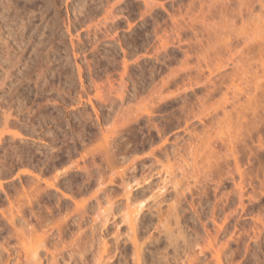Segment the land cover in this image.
Segmentation results:
<instances>
[{
	"label": "rangeland",
	"instance_id": "1",
	"mask_svg": "<svg viewBox=\"0 0 264 264\" xmlns=\"http://www.w3.org/2000/svg\"><path fill=\"white\" fill-rule=\"evenodd\" d=\"M14 1L18 10L25 5V0ZM31 1L40 5L46 0L26 2ZM143 1L146 2L104 0L105 4L103 0H49L50 4L56 2L47 10L49 18L54 17L57 25H54L56 44L52 55V59L57 58L55 68H74L71 70L75 73L70 74L71 70L67 69V77L66 74L51 77L50 84L52 81V86L63 87L67 92L64 97L68 99L56 100L57 109L50 106L41 109V117L44 115L41 122L44 124L40 120L35 121V130L32 131L28 127L23 129L21 122L18 123L16 131L22 136L10 145L17 148L18 156L12 153L10 146L4 152L0 144V264H27L25 254L34 249L42 256L44 264H94V255L100 252L97 240L102 237H105L102 239L106 240L108 247L103 259L107 262L105 264H135L131 236L126 233L129 231H126L122 213L123 191L117 180V174L131 164L134 165L133 184L144 177L158 181L160 174L170 172L167 189L161 194L165 200L161 207L166 212L167 205H177V209L174 208L177 212L173 210L175 217L173 211L166 212L160 221L155 208L148 206L153 197L148 193L144 196L142 187L133 190L138 196L134 204L144 200L148 206V209L145 208L147 206L142 208L136 227L142 263L167 264L168 261V264H185L188 254L190 257L192 252L199 254L197 251L200 250L202 255L190 258L196 260L193 264L199 260V264H218L210 244L217 249L222 242H227L222 245L221 251L225 250L226 255L220 256L221 264L226 261L229 264H264V50L257 44L261 34L264 38V25L257 27L254 22L255 16L264 20V12L256 0L251 5V12L239 5V0H148L153 4L147 1V5ZM72 2L74 5L85 2V6L78 13L81 22L70 27L71 36L65 33L64 20L69 12L72 19ZM65 4L69 6L68 12ZM90 6L93 12L89 10ZM110 8H113L112 14H107ZM247 12L252 13L251 16ZM105 15L108 23L112 18L111 22L121 21L117 24L118 34L114 38L104 34L101 23L107 21H104ZM87 25L91 31L95 25H98L97 31L100 27L97 32L100 36L98 51L86 41V45H82L85 52L79 54L76 61L78 64L83 62L85 67L82 55L87 54L86 60L92 63L93 71L87 75V69L84 70V84L89 85L92 76L102 92L108 91V96H104L114 99L110 110L94 100L99 114L106 118L105 122L102 121L103 128L113 131L115 138L110 147L103 144L102 138L92 136L99 134L97 127L95 129L87 121L84 126L88 127H84V122L79 119L77 113L86 110L94 117L89 104L74 105L71 109L68 106L74 103L71 101L76 98V91H80L68 38L72 37L77 43V38L73 37L77 32L80 42H83L87 37L84 30ZM248 44H253L254 50L252 47L246 49ZM105 51H108V56H105ZM103 57L106 58L101 59ZM123 57L130 65L125 72L127 74L122 76L127 83L124 79L120 81L126 85L119 86V89L118 75L123 70ZM229 57L236 61V66L232 67ZM135 59L138 63L133 61ZM218 68L224 71L223 76L213 78V84L208 83V71L216 73ZM69 74L73 76L69 77ZM107 76L116 92L124 91L123 94L121 92L122 102L118 98L122 95L115 96V89L109 85ZM164 82L166 84L162 86ZM67 85L73 88L69 89ZM154 89L158 91L155 93ZM88 91L92 94V86ZM71 92L75 93L69 94ZM156 96L164 101L159 100L158 107H150L151 98ZM244 100L249 101L246 103ZM1 101L0 108L3 105ZM114 109L118 110L117 114ZM22 112L25 114L26 110ZM108 112L111 113L109 118L113 117L111 120L106 115ZM136 113L139 118L134 117ZM58 115L61 120L55 121ZM27 116L24 115L25 120L29 121ZM88 133L91 135L89 138ZM78 167H85L88 172ZM25 170L31 172L30 175L23 174ZM34 175L38 177L34 178ZM238 180H242L243 195H239L233 183ZM50 183L54 184L53 188ZM174 183L179 185L182 195L179 198L173 197ZM107 199L112 202L115 216L109 217L111 222L108 221L107 226L92 229L93 219L98 213L96 206L98 202L107 206ZM173 217L178 222L173 221ZM12 219L16 226L10 222ZM166 223L173 230L172 241L178 239L177 244L174 240L175 247L162 234L161 225L166 226ZM174 223L179 224L177 229ZM15 227L25 230L23 238L17 235ZM256 229L262 232L259 234L261 237L253 234ZM156 237L161 238L157 241ZM170 247L174 249L172 252ZM158 253L165 255H156ZM180 256L185 257V261L179 259ZM157 258L163 260L158 262Z\"/></svg>",
	"mask_w": 264,
	"mask_h": 264
},
{
	"label": "bare ground",
	"instance_id": "2",
	"mask_svg": "<svg viewBox=\"0 0 264 264\" xmlns=\"http://www.w3.org/2000/svg\"><path fill=\"white\" fill-rule=\"evenodd\" d=\"M26 1H30V0H25V5L24 6H21L22 7V9H19L18 10V5L16 4V2L14 1V0H0V99L3 101V105H1V108H0V112H1V117H2V120H1V122H0V124H1V127H0V144H1V147H2V149L4 150V152L5 151H8V147L10 146V145H12V143H14L15 141H16V139L18 140V138H19V136H22L20 133H18L17 131H16V127L18 126V123L19 122H21V123H19V124H21L22 125V128L23 129H25V128H29V130H30V128L32 129V131L33 130H35L34 129V125H35V121H37V120H40V122L43 120L44 121V115L41 117V113H42V108H45V107H47V106H50V107H52L53 109H57V107H56V103H58V102H56V100L57 101H64V99H68V98H65L64 97V95H66L65 94V92L66 91H64V89H63V87L62 88H60V85H59V87L58 86H52L53 84H52V81H51V84H50V80H51V77H58V76H64V74H66V70L67 69H70V68H65L64 67V64H63V67L65 68H63L62 69V67L61 68H58V69H56L55 68V61H56V59L57 58H55V59H52V55H53V53L55 52V50H53L54 49V46H55V44H56V42H55V36H54V31H55V28L56 27H54V25L55 26H57L56 25V22H54L53 21V18H49V15H48V7H50L52 4H50L49 3V0H44L43 2L44 3H41L40 5H38V4H36V3H32V1L31 2H26ZM35 1V0H34ZM42 1V0H41ZM52 1V0H51ZM147 1L148 0H146V2L145 1H143L144 3H145V5H147L148 3H152V1L151 2H149L148 1V3H147ZM244 1H246V0H244ZM255 0H248L247 2H243V0H239V5L241 4L242 6H245L246 7V9H248L250 12H251V5L252 4H254L255 2H257L258 4H259V6H260V8H262V10H263V12H264V0H256L255 2H254ZM46 2H48L49 3V6H48V4L46 3ZM70 2V1H69ZM103 2H104V0H103ZM108 2V1H107ZM85 3V2H84ZM84 3L83 4H73V2L71 3V4H73V5H71V13H73V16H72V19L70 18V12L69 13H67L66 15V19L64 20V23H65V25H64V23H63V25L65 26V28H66V31H65V33H67V34H69V35H71L70 34V27H71V25L72 26H76V24H78V22H81V19H80V16L78 15V13L79 12H81V10H80V8H82L83 6H85L84 5ZM105 3V2H104ZM54 4H56V2L54 3ZM106 4V3H105ZM153 4V3H152ZM65 8H66V10H67V8L69 7L67 4H65ZM68 6V7H67ZM92 6V5H91ZM91 6L89 7V10H91ZM253 6V5H252ZM51 8V7H50ZM87 9V8H86ZM113 9V8H112ZM111 8L106 12L107 14L108 13H111L112 14V10ZM253 9V8H252ZM255 9V8H254ZM10 10L11 11H14L13 13L11 12L10 13ZM69 10V9H68ZM68 10H67V12H68ZM88 10V9H87ZM88 10V11H89ZM92 10H93V8H92ZM91 10V11H92ZM245 10V9H244ZM90 11V12H91ZM246 11V10H245ZM93 12V11H92ZM91 12V13H92ZM238 12V11H237ZM250 12H247L248 14L250 13ZM87 13V12H86ZM11 14V15H10ZM106 14V15H107ZM239 14V13H238ZM252 14V13H251ZM251 14H249V16H251ZM57 15V14H56ZM59 15V14H58ZM57 15V16H58ZM89 15V14H88ZM91 15V14H90ZM105 15V16H106ZM92 16V15H91ZM108 16H110V15H108ZM255 16V15H254ZM253 16V17H254ZM262 16H264V15H262ZM56 17V16H55ZM252 17V18H253ZM257 16H255L254 18V20H256L257 22H258V20H259V22H260V24L258 23L257 24V22L256 21H254L253 19V21L255 22V24H256V26L258 27V26H260V25H264V20H263V17H261L260 19H258L259 17H257ZM77 18V19H76ZM82 18V17H81ZM86 18V17H85ZM88 18V17H87ZM55 19H57V18H55ZM107 21H106V20ZM250 19V18H249ZM111 20H113V18L112 19H110L109 21V23H108V19H107V16L106 17H104V21H106V22H102L101 24H103V29H104V34H106V36L108 35H110L111 37L113 36V38H114V36H116V33H117V24H119L121 21H120V19H118V20H115V21H113V22H111ZM251 20V19H250ZM66 21V22H65ZM261 21H263V22H261ZM58 22V21H57ZM62 22H63V20H62ZM82 22H84V21H82ZM85 23V22H84ZM253 22H251L250 24L248 23V26H250L251 24H252ZM263 23V24H262ZM245 24H246V22H245ZM254 24V25H255ZM80 26V25H79ZM245 26H247V25H245ZM96 27H98V25H95V29L93 30V31H91V27L89 26V25H87L86 27H85V32H86V39L83 41V42H80V41H82L81 39H80V34L79 33H77L76 32V34L73 36V37H75V38H77V43H75L74 42V40L72 39V37H70L69 35V38H68V40H69V45H70V47H71V53H72V56H73V60H74V63H76V64H74V66L76 67V75H77V77H78V80H79V84H80V91H76V93H75V95H76V98L74 97V101L72 100H70L73 104H70V105H68L70 102H68V106H71L70 107V109L71 108H74V105H75V107L77 106V105H82V106H84V104H89L91 107V111H92V113H93V116L94 117H92V114L90 113V112H87V110L86 111H81L80 113H77L78 115H79V119L81 118V121H82V123H83V126H84V124H87V122H89V123H91V125H93V126H95L94 128L96 129V127H97V131H98V135H96L95 133H94V135H92V132L90 133L92 136H96L97 138H99V139H101V140H103V144L105 145V143H106V145H109V147H110V145H111V143H112V141H114L113 139L115 138L114 136H113V131L111 132H109V131H107L108 129H106L105 130V128H103V125H104V123L102 124V121H104V119H106V118H102V116L99 114L100 112L98 111V107L96 106L97 104L94 102V100L95 101H98V102H101V104H100V106H103V104L110 110V108L112 107V102H114L113 100L114 99H112V98H110V97H107L108 95V91L106 92V93H104V92H102V90L100 89V86L98 85L99 83H96L95 82V78L93 79V78H89V80H90V83L88 82V84L89 85H85L84 84V80H83V75H84V70H86L87 69V75H88V72H89V74L91 75L92 74V71L93 70H91L92 68H91V64L92 63H90L89 62V60H86L87 59V57H86V55H82V57H83V59H85V67H84V65H82L83 64V62H82V64H78L77 63V56L79 55V54H83L84 52H85V50L83 51L82 50V45H84L85 43H86V41H87V43H90V45H91V47H93V48H95L94 50H96V51H98L97 50V48H98V44H97V42L98 41H100L99 39V37L100 36H98V34H97V32L99 31V28H98V31L96 30ZM102 27V26H101ZM255 27V26H254ZM74 28V27H73ZM94 28V27H93ZM75 30V29H74ZM262 30L264 31V28H262ZM76 31V30H75ZM101 31V30H100ZM107 32H109L110 34H108ZM103 34V33H102ZM118 34V33H117ZM101 35V34H100ZM262 35L263 34H261L259 37H261V39L258 41V46L259 47H261L262 48V50H264V38L262 37ZM72 36V35H71ZM105 36V37H106ZM109 36V38H111ZM102 37H103V35H102ZM104 37V38H105ZM103 39V38H102ZM117 39V38H116ZM251 39V38H250ZM253 39V38H252ZM118 40V39H117ZM119 41V40H118ZM249 41V40H248ZM248 43V42H247ZM101 44V43H100ZM256 44V45H257ZM86 45V44H85ZM84 45V46H85ZM250 44H248V45H246V49H251V47H252V50H254V48H253V44H251V45H253V46H249ZM56 49V48H55ZM90 49H92V48H90ZM258 49V48H257ZM93 50V51H94ZM69 51V50H68ZM79 51H81V52H79ZM110 51V50H109ZM257 51V50H256ZM260 51H261V49H260ZM106 52V51H105ZM27 53H28V55H27ZM68 53V52H67ZM66 53V54H67ZM97 53V52H96ZM96 53H94V54H96ZM106 53H107V55H106ZM105 53V56H108V51ZM124 53V52H123ZM110 54V53H109ZM261 54H263V53H261ZM26 55L28 56V57H26ZM56 54H54V56H55ZM91 55V54H90ZM93 55V54H92ZM91 55V56H92ZM101 55H103L104 56V54H101ZM94 56V55H93ZM123 56H125V53H124V55ZM158 56V55H157ZM157 56H155V57H157ZM106 58V57H105ZM104 57L103 58H101V59H105ZM110 58V57H109ZM234 58V57H233ZM78 59H80L81 61H82V59L81 58H78ZM230 59H232L231 57H229V60ZM228 60V61H229ZM105 61V60H104ZM111 61V60H110ZM135 63H138L137 62V59H135V60H133ZM67 62V61H66ZM108 62V61H107ZM123 63H122V69L123 70H121L120 72H121V74L119 73V75L118 76H120V80L118 81V83L120 82V81H122L124 78H122V76L124 75V74H127V73H125L126 71H127V69H128V66L130 65L127 61H126V59H124V57H123V61H122ZM61 64V65H62ZM225 64V63H224ZM226 64H228V63H226ZM230 64L232 65V67L233 66H236V61L235 60H230ZM264 64V63H263ZM67 65H68V62H67ZM67 65H65V66H67ZM111 65H113V63H111ZM230 65V66H231ZM237 65H238V63H237ZM224 66H227V65H224ZM264 66V65H263ZM57 67V66H56ZM58 67H60V65L58 66ZM69 67V66H68ZM70 67H72V66H70ZM114 67V66H113ZM221 67H223V65L221 66ZM221 67H220V69H221ZM231 67V68H232ZM238 67V66H237ZM237 67H235V70L237 69ZM72 69V68H71ZM70 69V70H71ZM74 69V68H73ZM72 69V70H73ZM107 69H109V68H107ZM107 69H105V72H106V70ZM219 69V68H218ZM220 69L219 70H216V73L214 72H211L210 70L208 71L209 72V74H208V76H207V82L208 83H210V84H213V82L215 81L213 78H220L221 76H223V73H224V71L222 72V71H220ZM69 71V72H71L70 74H73V73H75V71L73 72V71ZM103 70H104V67H103ZM102 70V71H103ZM110 70V69H109ZM222 70V69H221ZM122 71H124V72H122ZM233 72H234V69L232 70ZM230 72V73H233V72ZM96 72V71H95ZM109 73V72H108ZM110 73H111V70H110ZM109 73V74H110ZM229 73V74H230ZM68 74V73H67ZM67 74H66V77H67ZM69 74V75H70ZM93 74H95V73H93ZM103 74H105V73H103ZM228 74V75H229ZM105 75H107V73L105 74ZM105 75H103V76H105ZM227 74L225 73V76H226ZM73 75H70L69 77H72ZM110 76V75H109ZM230 76V75H229ZM106 77V76H105ZM104 77V78H105ZM111 78V77H110ZM107 81H108V79H109V77L107 76ZM217 79V80H218ZM7 80H9V81H7ZM72 80V79H71ZM61 82V81H60ZM68 82H70V81H68ZM105 82H106V80H105ZM110 84V86L112 87V88H114V85H113V83L112 82H110V79H109V81H108ZM124 82L125 83H127L126 82V80L124 79ZM163 82V81H162ZM117 83V84H118ZM69 84H71V83H69ZM73 84H75L74 83V80H73ZM108 84V83H107ZM166 84V82H164V83H162L161 85L163 86V85H165ZM65 85V84H64ZM72 85V84H71ZM104 85V84H103ZM122 82H120V84H118V88H119V86H120V88H122ZM126 85V84H125ZM125 85H123V87L125 86ZM160 85V86H161ZM90 86H92V90H93V92H92V94H91V91L89 92L88 90H89V87ZM105 86V85H104ZM56 87V88H55ZM67 87H68V85H67ZM69 87H70V85H69ZM68 87V88H69ZM72 88H73V86H71ZM71 87L69 88V89H71ZM75 87V86H74ZM117 87V86H116ZM157 88H158V86H156ZM66 88V87H65ZM118 88H117V90H118ZM119 88V89H120ZM68 89V90H69ZM115 90H114V92H116V88H114ZM153 89V88H152ZM159 89V88H158ZM66 90H67V88H66ZM67 90V91H68ZM123 90V89H122ZM151 90V89H150ZM155 90V89H154ZM156 91H158L157 89L155 90V93H156ZM117 92H120V90H118ZM115 93L116 95V97H117V95H122L123 93H124V91L122 92V94H121V92L120 93ZM67 93V92H66ZM74 93H69V94H74ZM152 93H154V91L152 90ZM152 93H149V94H151V96H153L154 94H152ZM104 94H106L105 96H104ZM224 95V97L226 96L225 94H223ZM155 96V95H154ZM160 96V95H159ZM68 97V96H67ZM123 97V95L122 96H119L118 98H119V100H120V102H122V99H120V98H122ZM151 98V97H150ZM156 99H158V97L156 96L155 97ZM155 98H151V100L150 101H152V104L150 103L149 105H150V107H153L154 106V108L155 107H158V106H160V104H158L161 100V98L162 97H160L158 100H156ZM249 98V97H248ZM59 99V100H58ZM117 99V98H116ZM225 99H226V97H225ZM238 99L239 98H237V100L236 101H238ZM160 100V101H159ZM1 101V102H2ZM117 101H118V99H117ZM162 101H164V100H162ZM161 101V102H162ZM244 101H246V100H244ZM249 100H247L246 101V103L248 102ZM67 102V101H66ZM115 103V102H114ZM245 103V104H246ZM117 104H118V102H117ZM121 105V104H120ZM114 106V105H113ZM119 106V105H118ZM79 108V107H78ZM81 108V107H80ZM105 108V107H104ZM103 108V109H104ZM114 108V107H113ZM77 109V108H76ZM84 109H86V107H83V110ZM118 109V108H117ZM115 110L114 112L116 113V111H118V110ZM224 110L226 109V108H223ZM24 110H26V113L25 114H27L28 116V120L29 121H26L25 120V117H24V115L25 114H23V112L22 111H24ZM73 110V109H72ZM75 110V109H74ZM78 110V109H77ZM79 111V110H78ZM154 111V110H153ZM153 111H151L150 113H154ZM225 111H227V110H225ZM46 112V111H45ZM62 112V111H61ZM70 110H68L67 111V113L68 114H70ZM107 112V111H106ZM111 112V111H110ZM110 112H108L106 115H107V117L109 118V115L111 114ZM149 112V111H148ZM147 112V114H148V116H149V114L150 113H148ZM110 113V114H109ZM114 113V114H115ZM119 113H121V112H119ZM109 114V115H108ZM113 114V113H112ZM117 114V113H116ZM61 115V114H60ZM60 115H58V117L55 119V118H53V119H55V121L57 120H61L60 118ZM106 115H105V117H106ZM120 115V114H119ZM118 115V116H119ZM122 115V114H121ZM23 116V117H22ZM57 116V115H56ZM77 116V115H76ZM115 116V115H114ZM123 116V115H122ZM137 116H138V114L136 113V114H134V117H136L137 118ZM147 116V115H146ZM148 116H147V118H148ZM48 117V116H47ZM121 117V116H120ZM152 117V116H151ZM51 118V117H50ZM74 118H76V117H74ZM113 118V117H112ZM112 118H109L110 120L112 119ZM118 118V117H117ZM138 118H139V116H138ZM47 120V119H46ZM109 120V121H110ZM137 120V119H136ZM42 121V122H43ZM78 121V120H77ZM85 121H87V122H85ZM106 121V120H105ZM104 121V122H105ZM41 122V123H42ZM49 122V121H48ZM78 122H80V120L78 121ZM39 122H37L36 124H38ZM42 124H44V123H42ZM40 126V125H39ZM82 126V125H81ZM87 126V125H86ZM86 126H84V127H86ZM84 127H83V130H84ZM88 127V126H87ZM93 128V129H94ZM88 131V130H87ZM95 131V130H94ZM96 131V132H97ZM35 132V131H34ZM83 132V131H82ZM111 133V134H110ZM87 135V134H86ZM85 135V136H86ZM91 135H89V133H88V138H89V136H91ZM84 136V137H85ZM92 138V137H91ZM94 138V137H93ZM96 138V139H97ZM23 139V138H22ZM95 139V138H94ZM98 139V140H99ZM90 140V139H89ZM92 140V139H91ZM7 141V143H6V145H4V142H6ZM24 141V140H23ZM102 142V141H101ZM7 144H8V146H7ZM6 146V147H5ZM75 147V146H74ZM15 149H17L16 147H14V146H10V150L12 151V153H14L15 155H17L18 156V154H16V151H15ZM10 151V152H11ZM18 153H19V151H18ZM22 153H23V151H22ZM20 154H21V152H20ZM19 154V155H20ZM13 155V154H12ZM30 155V154H29ZM28 156V155H27ZM106 156V158H107V155H105ZM109 156V155H108ZM167 156V155H166ZM20 157H21V155H20ZM81 168H83L84 170V172H88L87 171V169H85V167H81ZM80 167H78V169H81ZM82 170V169H81ZM80 170V171H81ZM23 172V174L24 173H27V174H29V173H31V172H28V171H22ZM134 165H130L129 167H127L126 169H124L123 171H121L120 173H118L117 174V176L119 177V178H117V180L119 179V181H120V186H121V188H122V191H123V218H124V220H126V221H124L125 223H126V225H127V230L126 231H129V232H126V233H128L130 236H131V240H132V245H133V247H132V254H134L133 256V258L135 259V261H136V263H135V261L133 262V263H135V264H141L142 262H141V253H140V250L142 251V249H141V246H140V244L138 243V240H139V238H137V235H136V227H137V220H139L138 218H139V214H140V212L142 211V208H144L145 206H147V204H145V202H144V200H141V201H139L136 205L134 204L135 203V199H136V196H137V194L135 193V192H133V190H136L137 189V187H142V191H143V193L142 194H144V196H145V194H149L150 196H152L153 197V199L151 200L152 201V203L150 204V205H148L149 207H154L155 208V214H157V216H159L160 218H158L160 221H161V216H162V214L163 213H165V214H169L170 212H172L173 210H175L176 211V207H175V205L176 204H173L172 202H170V203H172V204H169V205H167L168 207H166L165 209H167V213L163 210L164 209V207H163V209H162V205L163 204H161L162 202L164 203V198H162V196H161V194L163 193V192H165V190L167 189L166 188V184L170 181V175H171V173L170 172H166L165 173V175H163V174H160L159 175V180L156 182V181H154V180H151V181H149V177H144L143 178V180L142 181H139V182H136L135 184H133V179H134ZM85 173V174H86ZM164 173V172H163ZM26 174V175H27ZM30 175V174H29ZM31 177H33L32 176V174H31ZM35 177H38L37 175L35 176L34 175V178ZM56 177H57V175H56ZM158 178V177H157ZM233 183L236 185H234L235 187H236V190L238 191V192H240L239 193V195H243V193H241V192H243L242 191V189H243V185H242V180H238V181H233ZM99 185V184H98ZM38 186V185H37ZM50 186H52V188L54 187V184L53 183H50ZM178 186V187H177ZM108 188V187H107ZM172 188L174 189V192H175V196H173V197H178L180 194H181V192H180V190H179V185H176L175 183L172 185ZM104 189V188H103ZM105 190H106V188H105ZM172 190V189H171ZM148 194H147V196H148ZM177 195V196H176ZM139 196H143V195H139ZM159 196H161V197H159ZM180 196H182V195H180ZM138 197V196H137ZM139 198H141V197H139ZM179 198V197H178ZM177 198V199H178ZM108 200V199H107ZM169 200V199H168ZM109 201V203H106L107 204V206H104V204L101 206V203H99L98 202V200H97V202H98V205L96 206L97 208V210H98V213H97V216H96V218H94L93 219V224H92V229H96V227H98V228H101V227H105V225H106V223L109 221V220H111V219H109V217H111V215L113 214V210H112V202L110 201V200H108ZM167 201V200H166ZM170 201V200H169ZM178 201V200H177ZM111 202V203H110ZM179 202V201H178ZM104 206V207H103ZM148 206L147 207H145L146 209H148ZM165 206V205H164ZM177 206V205H176ZM153 208V209H154ZM174 208H176V209H174ZM152 209V210H153ZM164 211H162V210ZM97 210H96V212H97ZM152 210H150L149 209V211H152ZM19 211V210H18ZM148 211V210H147ZM154 211V210H153ZM243 211V210H242ZM246 211V210H245ZM177 212V211H176ZM154 213V212H153ZM179 213V212H178ZM154 214V215H155ZM177 214V213H176ZM214 214V213H213ZM212 214V215H213ZM216 214V213H215ZM214 214V215H215ZM19 215H20V213H19ZM164 215V214H163ZM171 215H172V213H171ZM173 215H174V211H173ZM113 216H115L114 214H113ZM153 216V215H152ZM178 216V215H177ZM176 216V217H177ZM174 217H175V215H174ZM174 217H173V221L175 220L174 219ZM111 218H114V217H111ZM177 218H179V217H177ZM212 219H213V217H212ZM113 221H115V220H113ZM175 221H177V219L175 220ZM14 226H16V224H15V222H14V220L12 219L11 221H10ZM109 222H111V221H109ZM157 222H158V220H157ZM164 222H165V220H164ZM164 222H160V224H164ZM170 222V221H169ZM178 222V221H177ZM115 223V222H114ZM114 223H113V225H114ZM173 223V222H172ZM22 224V223H21ZM108 224V223H107ZM159 224V225H160ZM117 225V224H116ZM116 225H115V227H116ZM166 226H164V225H161L162 227H163V229H162V231H163V235H164V237L165 238H167L168 240H169V242L170 241H172V235H173V230L171 229V228H169L170 226L169 225H167V223L165 224ZM174 225L176 226L177 225V223H174ZM179 225V224H178ZM178 225H177V227H176V229L178 228ZM100 226V227H99ZM107 226V225H106ZM168 226V227H167ZM154 227H155V225H154ZM174 227V226H173ZM181 227V226H180ZM263 228H264V225L262 226ZM16 228V233H17V235H19V237L21 238L23 235H24V233H25V230L23 231V228H17V227H15ZM118 228V227H117ZM156 228V227H155ZM220 228V227H219ZM116 229V228H115ZM157 229L159 230L160 228H158L157 227ZM175 229V230H176ZM181 229H182V227H181ZM15 230V229H14ZM117 230V229H116ZM183 230V229H182ZM182 230H180L181 231V234L180 235H182L183 236V232H182ZM262 230V229H261ZM160 231V230H159ZM159 231H157V232H159ZM161 231V232H162ZM257 231H259V233H256ZM177 232H178V230H177ZM256 232H254L253 231V234L255 235V236H259V237H261L259 234L261 233L262 234V232H260V230L259 229H256ZM98 233V232H97ZM180 233V232H179ZM178 233V234H179ZM96 234V233H95ZM152 234V233H151ZM157 234H159V233H157ZM177 234V236H179ZM150 235V234H149ZM148 235V236H149ZM161 235V234H160ZM151 236V235H150ZM149 236V237H150ZM154 236H155V233H154V235H153V238H154ZM156 236H158V235H156ZM176 236V235H175ZM176 236V237H177ZM239 236V235H238ZM175 237V238H176ZM179 237H181V236H179ZM23 238V237H22ZM101 237L99 236V239H100ZM102 238H105V237H102ZM100 239V240H97L98 241V244H100L99 245V250H100V252L99 251H97L96 252V254L94 255V256H96V258L94 259L96 262L94 263V264H105V263H107V262H104V260H105V257H104V254H105V252H106V250H107V243H106V240H104V239ZM157 238V237H156ZM159 238V237H158ZM158 238H157V241H158ZM161 238V237H160ZM159 238V239H160ZM240 238V237H239ZM177 239V238H176ZM237 239H238V237H237ZM175 240V239H174ZM174 240L172 241L173 243H171V246L172 245H174V246H172V247H175V246H177V245H175L174 244ZM178 240V239H177ZM177 240H175V243L176 242H178ZM182 240V239H181ZM220 240V239H219ZM183 241V240H182ZM225 241V240H224ZM140 242V241H139ZM154 242H156V241H154ZM210 242L211 241H208V243L210 244ZM221 242V241H220ZM166 243V242H165ZM169 243V244H170ZM223 244H225V243H227V242H222ZM142 244V243H141ZM154 244V243H153ZM152 244V245H153ZM169 244H167V245H169ZM177 244V243H176ZM181 243H179V245H180ZM183 244H184V242H183ZM212 244V243H211ZM210 244V247L212 248L211 250H213V251H211L212 252V255H213V257H215V259H216V261L218 262V264H221V261H220V256H222V255H226L225 253H224V251L222 252L221 250H222V245L223 244H219L220 245V247H216L215 245V247L217 248V249H213V246ZM229 244V243H228ZM186 245H188L187 243H186ZM147 246V245H146ZM164 246V245H163ZM165 246H166V244H165ZM164 246V247H165ZM209 246V245H208ZM190 247V246H189ZM148 248H149V246H148ZM152 248V247H151ZM150 248V249H151ZM159 248V247H158ZM161 248V247H160ZM165 248H167V247H165ZM164 248V249H165ZM171 248V247H170ZM169 248V249H170ZM177 248V247H176ZM179 248V247H178ZM191 248V247H190ZM28 249V248H27ZM185 249V248H184ZM228 249H229V247H228ZM153 250V249H152ZM155 251H157L156 249H154ZM166 251H167V249H165ZM172 250H174L173 248H171V252H172ZM178 250V249H177ZM199 250V249H198ZM202 250V249H201ZM226 250H227V248H226ZM147 251H149V254L150 253H152L149 249L147 250ZM165 251V252H166ZM196 251V250H195ZM24 252L26 253V251L24 250ZM161 252V251H160ZM185 252V251H184ZM197 252H199V254L200 255H202L203 254V251H202V253H201V251L199 250V251H197ZM154 253V252H153ZM178 252H176L175 251V254H177ZM29 254V255H28ZM141 254V255H140ZM164 254V253H163ZM163 254L162 253H158V254H156V255H161V256H163ZM165 254H167V252L165 253ZM164 254V255H165ZM197 254V253H196ZM194 254L193 252H192V255H194V259H195V257H197L199 254ZM211 254V253H210ZM25 255H27V257H25V259H27L26 261H27V264H44V260L42 259V256H39V254H38V252L34 249V250H30V252H29V250H28V253L27 254H25ZM106 255H108V254H106ZM150 255H152V254H150ZM169 255V254H168ZM191 255V254H190ZM192 255L189 257V254H188V259L185 261V257H186V254H184V258H181V256H180V258L179 259H184V261L186 262L185 264H193L194 263V261H196V260H191L190 258H193L192 257ZM144 256V255H143ZM170 256V255H169ZM168 256V257H169ZM175 256V255H174ZM204 256V255H203ZM231 256H232V254H231ZM52 257H54V256H52ZM147 257V256H146ZM152 257H154V256H152ZM158 257V256H157ZM160 257V256H159ZM173 257V256H172ZM176 257V256H175ZM200 257V256H199ZM55 258V257H54ZM143 258V257H142ZM148 258V257H147ZM165 258V257H164ZM170 258V257H169ZM178 258V257H177ZM227 258H228V255H227ZM51 259V258H50ZM104 259V260H103ZM160 258H157V260H159ZM162 259V258H161ZM160 259V260H161ZM165 259H167V258H165ZM198 259V258H197ZM200 259V258H199ZM198 259V260H199ZM202 259V258H201ZM214 259V258H213ZM53 260V259H52ZM51 260V261H52ZM145 260V259H144ZM149 260H152V258L150 257V259ZM160 260L158 261V262H160ZM163 260V259H162ZM169 260V259H168ZM226 260H229V259H226ZM47 262H48V260H46ZM53 261H55V260H53ZM143 261V260H142ZM164 261H166V260H164ZM200 261V260H199ZM198 261V262H199ZM231 261V260H230ZM233 261H235V260H233ZM46 262V263H47ZM141 262V263H140ZM144 262V261H143ZM196 263V264H199V263ZM216 262V263H217ZM227 262V264H229V262L228 261H226ZM226 262H225V264H226ZM52 263H54V262H52ZM152 263V262H151ZM157 263V262H156ZM161 263H162V261H161ZM165 263V262H164ZM222 263H223V261H222ZM232 263V262H231ZM234 263V262H233ZM60 264V263H59ZM142 264H148V261H147V263L146 262H144V263H142ZM154 264V263H153ZM163 264V263H162ZM166 264V263H165ZM167 264H168V261H167ZM181 264H184V263H182L181 262ZM207 264V263H206Z\"/></svg>",
	"mask_w": 264,
	"mask_h": 264
}]
</instances>
